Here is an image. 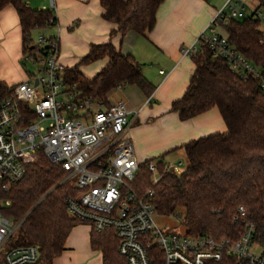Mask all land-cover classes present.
Wrapping results in <instances>:
<instances>
[{
    "label": "trees",
    "instance_id": "1",
    "mask_svg": "<svg viewBox=\"0 0 264 264\" xmlns=\"http://www.w3.org/2000/svg\"><path fill=\"white\" fill-rule=\"evenodd\" d=\"M99 1L103 17L116 23L114 31L124 35L130 30L138 33L150 30L164 0ZM261 2L264 4V0ZM7 5L14 6L19 16L21 58H24L38 49L32 43V29L54 24V10L35 8L26 0H0V10ZM221 27L230 43L264 72V32L259 29V21L251 16L242 20L231 18ZM197 46L192 55L194 72L171 109L187 119L216 106L227 131L183 144L188 164L181 171H171L161 156L140 162L133 185L159 214H175L182 207L184 211L179 214L190 235L236 236L241 227L234 223L233 215L240 204L252 213L258 230L263 233L264 90L257 78L244 79L233 72L226 60L202 39ZM104 56L109 57V62L92 78L80 71L79 63L87 64ZM79 63L64 67L67 80L106 104L111 90L127 84L137 85L147 96L155 89L145 76L142 63L132 54L122 53L112 42L93 44ZM14 85L0 80V98L13 97ZM151 160L156 162L160 174L157 182L152 179ZM73 181L60 164L52 163L40 150L37 158L28 164L25 176L9 190H0V198L10 200L1 209L2 214L19 223L7 243L10 247L36 244L40 257L35 264H53L54 258L64 250L71 229L83 222L67 210L66 198L79 191ZM149 191L153 194L149 195ZM90 242L102 252L103 264H128L119 253V239L113 228L102 232L92 229Z\"/></svg>",
    "mask_w": 264,
    "mask_h": 264
},
{
    "label": "built area",
    "instance_id": "2",
    "mask_svg": "<svg viewBox=\"0 0 264 264\" xmlns=\"http://www.w3.org/2000/svg\"><path fill=\"white\" fill-rule=\"evenodd\" d=\"M217 1L221 3L210 23L195 43L181 49L182 54L192 56L202 39L233 72L244 79L257 78L264 90L262 68L214 27L249 9L264 32V4L257 0L251 7L246 0ZM39 39L37 51L24 56L38 65L39 74L31 72L15 83L13 97L0 98V190H9L21 180L42 150L67 171L79 190L66 198L70 215L97 232L113 228L119 253L128 264H264V250H253L254 245L264 248V231L258 230L243 204L233 215L241 227L234 237L163 232L155 220L157 211L133 185L140 162L125 131L129 113L137 114L139 109H130L122 98L106 104L86 94L79 84L67 80L58 60L59 37L41 34ZM149 168L157 182L160 174L154 160ZM9 204V199L0 198V252L19 226L2 214ZM39 257L36 244L8 246L0 264H35Z\"/></svg>",
    "mask_w": 264,
    "mask_h": 264
},
{
    "label": "crops",
    "instance_id": "3",
    "mask_svg": "<svg viewBox=\"0 0 264 264\" xmlns=\"http://www.w3.org/2000/svg\"><path fill=\"white\" fill-rule=\"evenodd\" d=\"M35 8H52L56 22L48 25L50 35L59 37V63L75 66L93 44L112 42L122 53L132 54L143 65L145 76L155 85L147 96L137 85L127 84L111 90L108 103L125 99L130 109H139L126 127L139 162L162 157L172 167L180 160L186 142L201 136L227 131L218 107L182 119L171 109L172 102L186 90L195 69L190 55L181 49L196 42L210 23L215 9L209 0H164L156 11L154 26L138 33L122 35L114 31L116 23L103 17L99 0H26ZM22 56L19 16L12 5L0 10V80L15 84L27 77L20 66ZM109 62L104 56L80 65L88 78ZM185 151V150H184ZM186 154V152H185ZM174 167V166H173ZM92 226L76 224L70 231L64 250L53 264H103L102 252L91 246Z\"/></svg>",
    "mask_w": 264,
    "mask_h": 264
},
{
    "label": "rangeland",
    "instance_id": "4",
    "mask_svg": "<svg viewBox=\"0 0 264 264\" xmlns=\"http://www.w3.org/2000/svg\"><path fill=\"white\" fill-rule=\"evenodd\" d=\"M246 2L251 7H255L258 3L257 0H246ZM220 3L221 2L217 1V0H209V4L212 5L214 7V9H216L220 5ZM249 16H250V11H249V9H247L243 15H241L237 18L242 20V19L247 18ZM51 26H54V25H51ZM214 27L218 33H221V34L226 33L225 30L223 29V27L217 26V25H215ZM47 28L36 27V28L32 29L31 39H32V43L34 45L40 46L42 44V42L39 39V36L41 34H44L45 37L52 36V35H50L49 30H47ZM79 64L83 65L84 63H79ZM20 66L25 72H33L36 75L39 74L38 65L34 64L30 61L25 60V58H20ZM3 79H4V82L9 84L5 78H3ZM131 111H133V110H131ZM134 116H135L134 112L129 113V115H128L129 122L133 119ZM179 151L182 152V154L178 155L180 160L174 159L175 163H174V165H172V166L177 167L176 171L183 170L188 164V159H187V156L185 154L184 149H181ZM183 211H184V209L182 207H179L177 213H175V214H159V213H157L155 215V220H156L157 224L159 225V227L165 233H184L186 231V226L182 222V219H181L182 216L179 214V213H183ZM8 246H9L8 243H6V245L2 247V251L0 252V258L3 257L4 252L8 249ZM253 250L255 252L261 253L264 250V248L261 245H254Z\"/></svg>",
    "mask_w": 264,
    "mask_h": 264
},
{
    "label": "water",
    "instance_id": "5",
    "mask_svg": "<svg viewBox=\"0 0 264 264\" xmlns=\"http://www.w3.org/2000/svg\"><path fill=\"white\" fill-rule=\"evenodd\" d=\"M170 170L173 171V170H174V167L172 166V167L170 168Z\"/></svg>",
    "mask_w": 264,
    "mask_h": 264
}]
</instances>
